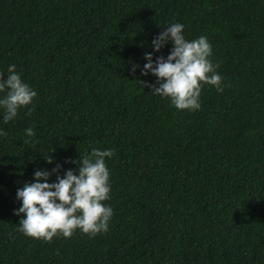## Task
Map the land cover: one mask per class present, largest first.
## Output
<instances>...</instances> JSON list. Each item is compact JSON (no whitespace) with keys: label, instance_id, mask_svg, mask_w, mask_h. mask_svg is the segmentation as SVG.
<instances>
[{"label":"trees","instance_id":"1","mask_svg":"<svg viewBox=\"0 0 264 264\" xmlns=\"http://www.w3.org/2000/svg\"><path fill=\"white\" fill-rule=\"evenodd\" d=\"M174 23L207 37L223 77L196 111L145 86ZM13 64L37 96L7 124L0 108V264H264V0H0L5 79ZM92 148L115 153L108 231H18L17 190L57 164L78 174Z\"/></svg>","mask_w":264,"mask_h":264},{"label":"clouds","instance_id":"2","mask_svg":"<svg viewBox=\"0 0 264 264\" xmlns=\"http://www.w3.org/2000/svg\"><path fill=\"white\" fill-rule=\"evenodd\" d=\"M183 30V24L174 23L167 25L154 38L152 45L156 52L169 41L173 47L167 58L161 55L155 62L152 54L146 53L148 62L144 64L142 74L151 72L157 77L156 84L145 85L152 88L154 95L170 99L171 105L178 110L196 111L201 107L199 98L203 85H213L218 92H222L223 77L217 72L219 64L210 59L212 45L207 37L201 35L189 41ZM0 93H3L0 108L4 110L5 124L17 117L18 110L29 106L37 96V92L22 81L14 64L9 66L6 79L0 73ZM30 114L29 108L26 115ZM25 134L31 138L35 136V131L27 128ZM0 136H7V132L0 129ZM114 155L112 149L92 148L90 154L80 156L78 174L69 169L61 177L58 174L61 169L59 164L52 172L36 170L35 182H25L17 190V199L22 202L14 213L22 215L17 230L45 242L59 236L71 238L77 230L90 237L106 233L114 212L111 206L103 203L110 199L111 192L110 171L105 158ZM46 160L50 164L54 162L50 156ZM52 174H57L56 182L49 183Z\"/></svg>","mask_w":264,"mask_h":264}]
</instances>
